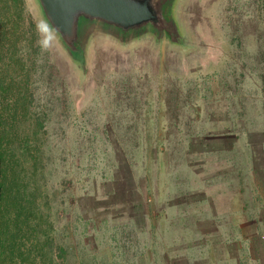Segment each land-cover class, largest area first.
<instances>
[{"label":"rangeland","instance_id":"rangeland-1","mask_svg":"<svg viewBox=\"0 0 264 264\" xmlns=\"http://www.w3.org/2000/svg\"><path fill=\"white\" fill-rule=\"evenodd\" d=\"M171 16L177 42L93 31L80 65L0 0L1 264H264V0Z\"/></svg>","mask_w":264,"mask_h":264},{"label":"water","instance_id":"water-1","mask_svg":"<svg viewBox=\"0 0 264 264\" xmlns=\"http://www.w3.org/2000/svg\"><path fill=\"white\" fill-rule=\"evenodd\" d=\"M174 0H34L40 16L57 30V41L80 65L93 31L127 42L150 33L157 39L177 42L171 16Z\"/></svg>","mask_w":264,"mask_h":264},{"label":"trees","instance_id":"trees-1","mask_svg":"<svg viewBox=\"0 0 264 264\" xmlns=\"http://www.w3.org/2000/svg\"><path fill=\"white\" fill-rule=\"evenodd\" d=\"M262 79L264 80V77ZM41 128H42V123L39 124L38 129H41ZM15 155H16V160H15L16 174L13 177L14 178L13 187H15L16 190L18 191L20 189L21 190L24 189V187H26V185L28 184V180L24 181L25 166H26L28 161L26 159V156L23 154V147H20L19 151ZM3 165H4V154H3L2 143L0 142V223H1L2 218H3L2 211L4 210V208L6 206V196L8 193V189H6L7 183L5 181V174L3 171ZM19 210H20V208H19ZM18 215L19 214H17V216ZM18 221H20V220H18ZM3 237H4V230H2V223H1V225H0V249L2 247ZM0 264H1V262H0Z\"/></svg>","mask_w":264,"mask_h":264},{"label":"clouds","instance_id":"clouds-1","mask_svg":"<svg viewBox=\"0 0 264 264\" xmlns=\"http://www.w3.org/2000/svg\"><path fill=\"white\" fill-rule=\"evenodd\" d=\"M35 31L38 37L36 46L41 55L51 52L57 43V30L46 20L40 19L35 23Z\"/></svg>","mask_w":264,"mask_h":264},{"label":"flooded vegetation","instance_id":"flooded-vegetation-1","mask_svg":"<svg viewBox=\"0 0 264 264\" xmlns=\"http://www.w3.org/2000/svg\"><path fill=\"white\" fill-rule=\"evenodd\" d=\"M8 22L12 23L13 21H12V19H8Z\"/></svg>","mask_w":264,"mask_h":264}]
</instances>
